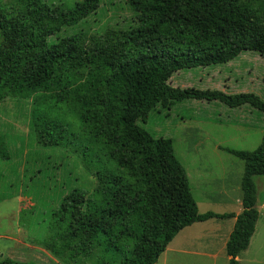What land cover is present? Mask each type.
Returning <instances> with one entry per match:
<instances>
[{
	"label": "trees",
	"instance_id": "1",
	"mask_svg": "<svg viewBox=\"0 0 264 264\" xmlns=\"http://www.w3.org/2000/svg\"><path fill=\"white\" fill-rule=\"evenodd\" d=\"M17 1L13 13L0 0V105L8 96H35L39 138L46 145L78 142L74 149L96 180L92 195L73 189L47 220L46 243L55 254L68 264H155L183 228L232 215L199 211L172 138L154 137L138 120L187 99L264 112L255 93L170 84L177 71L226 64L245 51L264 55L260 9L243 0H128L139 25L51 44L50 35L80 22L99 0L73 9ZM75 103L89 140L57 115ZM227 150L245 160L244 209L227 242L230 264H242L260 216L255 178L264 175V136L255 150ZM0 264L20 263L7 257Z\"/></svg>",
	"mask_w": 264,
	"mask_h": 264
},
{
	"label": "rangeland",
	"instance_id": "2",
	"mask_svg": "<svg viewBox=\"0 0 264 264\" xmlns=\"http://www.w3.org/2000/svg\"><path fill=\"white\" fill-rule=\"evenodd\" d=\"M80 1L40 0L47 7L66 9L75 8ZM243 2L260 9V16L264 18V0ZM4 3L13 13L20 8L17 0H4ZM139 23V13L128 0H99L97 8L88 16L76 24L62 26L48 40L52 44L61 37L78 33L91 39L113 30H128ZM2 42L0 40V46ZM170 84L180 88L217 89L229 94L251 92L264 101V55L245 51L226 64L177 71L170 78ZM168 104L146 113L138 120L139 125L156 138H172L176 155L183 164L208 158L218 177L230 160L244 164L227 151L214 150L220 123L228 125L227 131H234L230 125L245 121L247 116L255 128L264 126V112L250 105H244L241 110L220 101L197 99ZM34 106L35 96H8L0 105V262L10 257L20 264H68L46 243L47 220L73 189L83 188L92 195L96 180L80 151L74 149L79 146L78 142L69 146L46 145L39 138ZM63 106L58 110V117L72 124L76 136L89 140L88 130L78 112L79 105L75 103L69 112L70 105ZM247 132L250 133L248 140L239 139L240 146L236 149L254 150L261 144L264 133L251 129ZM199 143L203 145L198 146ZM255 179L261 188L259 195L264 191V175ZM191 180L194 182L192 174ZM196 197L200 211L220 210Z\"/></svg>",
	"mask_w": 264,
	"mask_h": 264
},
{
	"label": "crops",
	"instance_id": "3",
	"mask_svg": "<svg viewBox=\"0 0 264 264\" xmlns=\"http://www.w3.org/2000/svg\"><path fill=\"white\" fill-rule=\"evenodd\" d=\"M243 106L237 109L242 110ZM220 125L218 140L217 143H214V150L218 153L219 151L229 152L228 148L236 149L240 146L239 139L248 140V136H250V133L247 132L248 129L264 133V126L262 129L255 128L256 125L248 120L247 116L245 121L239 120L230 125V127H234V131H227L226 127L228 125L226 123H220ZM189 129L192 130L193 128ZM236 143L237 145H231ZM202 145L198 144V146ZM234 156L241 159L244 164L238 160H230L229 165L222 168L220 177L215 174L211 162L206 157L200 158V160L186 161L185 165L177 157L186 169L191 191L198 207L200 208V203L196 195L205 203L220 208V210L200 211L199 209V211L201 213L212 211L218 214L228 213L232 215L210 217L207 220L183 228L170 242L155 264H230L227 242L234 229L236 215L244 209L242 178L245 171V160L236 155ZM191 174L194 176V182L191 180ZM259 190L261 191L260 187ZM257 206L260 210V216L247 252H245L244 257L239 256L242 264H264V238L260 242V238L264 237V191L258 195Z\"/></svg>",
	"mask_w": 264,
	"mask_h": 264
}]
</instances>
